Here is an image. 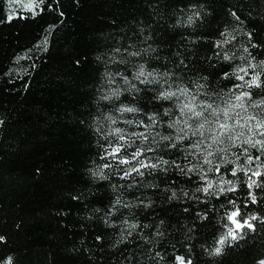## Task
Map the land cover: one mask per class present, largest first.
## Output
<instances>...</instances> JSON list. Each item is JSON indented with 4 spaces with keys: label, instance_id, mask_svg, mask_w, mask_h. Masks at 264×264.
<instances>
[{
    "label": "trees",
    "instance_id": "obj_1",
    "mask_svg": "<svg viewBox=\"0 0 264 264\" xmlns=\"http://www.w3.org/2000/svg\"><path fill=\"white\" fill-rule=\"evenodd\" d=\"M10 1L0 0V264L9 257L12 264L264 261V186L249 189L243 173L231 176L235 164L221 171L239 179L236 190L219 193L213 171L207 176L216 194H205L196 191L204 181L195 171L121 179L128 166L106 156L118 143L113 129L142 131L127 121L173 107L156 99L168 85L227 93L238 81L224 72L264 60V0H43L35 12L11 11ZM140 65L158 83L135 79ZM114 90L118 98L103 99ZM121 105L140 111L121 113ZM174 118L163 117L153 133L175 135L167 128ZM238 151L230 149L228 159ZM159 154L187 163L175 149L148 153ZM230 200L259 218L252 221L256 231L245 229L246 240L229 241L213 255L227 231Z\"/></svg>",
    "mask_w": 264,
    "mask_h": 264
},
{
    "label": "snow or ice",
    "instance_id": "obj_2",
    "mask_svg": "<svg viewBox=\"0 0 264 264\" xmlns=\"http://www.w3.org/2000/svg\"><path fill=\"white\" fill-rule=\"evenodd\" d=\"M42 3L43 0H34L33 5H30L29 8L35 12ZM12 18V16L7 17L9 20ZM188 22H193L192 17L188 18ZM228 42L227 39L218 42L217 47ZM245 51L248 49L245 48ZM224 59L227 60L230 57L225 55ZM223 75L227 79L238 81L227 93L201 92L204 85H197L196 93H193L189 87L181 86L173 91L170 90L171 85H168L167 89L158 92L156 99L169 102L175 111H173V107H169L165 108L163 113L145 114V118L139 121L128 120L129 125L143 129L139 132L126 133L121 128L113 129L118 137V143L110 145L111 151H108L106 156L116 159L119 165L128 166L121 170V179L151 175L152 170L168 172L175 168L183 175L195 171L199 175V179L204 181V186L197 188L196 191L216 194L210 192L214 188V182L207 176L209 172L214 171L219 175V180L215 184L219 193L234 192L236 184L240 182L239 179L235 182L225 179V173L221 171V168L225 164H235V167L231 169V176L236 177L238 173H243L247 177L249 189L264 186V171H261L264 169V159H262V155H264V93L252 91L253 89H264V60L257 63L248 62L245 66L237 67L231 73L224 72ZM135 79L141 84L158 83L152 71H145L144 65H140ZM124 80L125 83L130 84L131 89L140 90L135 84H131L127 77H124ZM119 95V90H114L111 96H104L103 99L110 100L113 97L118 98ZM200 96H203L204 99H200ZM250 109L255 111H250ZM118 111L137 113L140 109L121 105ZM163 117H175L167 122V128L174 130L175 135H162L159 131L153 133L157 125L165 123ZM156 137L159 139L157 140ZM119 141L123 143H119ZM153 144L157 146L153 147ZM232 148L239 149L237 153H233L235 160L228 159L229 151ZM171 149L181 153L187 163L182 165L177 159H166L163 154L148 155V153L165 152V150ZM249 149H255L260 155L251 154ZM196 156H202V162L192 163ZM241 156L245 158L244 164L237 163ZM203 165H208V168L204 169ZM251 165H255V168L249 167ZM104 167L110 168L111 165L106 163ZM101 177L106 178L102 173ZM253 177L259 178L260 183ZM175 195L176 193L172 192V196ZM184 195L188 194L184 193ZM249 195L252 202L256 203L255 195L252 193ZM115 203H121L119 198ZM140 203L144 204V201H140ZM229 203L233 205V208L226 211L224 217L227 222L225 225L227 231L216 240V246L211 249L213 255H219L224 245L229 241L239 245L240 241L246 240L245 229L251 232L256 231V225L252 221L259 218L255 215L245 216L235 205V201L230 200ZM127 206L125 205V207ZM131 227H136V225L133 224ZM3 239L0 237V241ZM176 260L178 264H192L191 260L186 261L182 256H177ZM5 264H12L11 257L7 258ZM260 264H264V261H261Z\"/></svg>",
    "mask_w": 264,
    "mask_h": 264
},
{
    "label": "rangeland",
    "instance_id": "obj_3",
    "mask_svg": "<svg viewBox=\"0 0 264 264\" xmlns=\"http://www.w3.org/2000/svg\"><path fill=\"white\" fill-rule=\"evenodd\" d=\"M33 3L32 0H12L9 2V7L11 11H14L16 8L30 9L29 6L33 5Z\"/></svg>",
    "mask_w": 264,
    "mask_h": 264
}]
</instances>
